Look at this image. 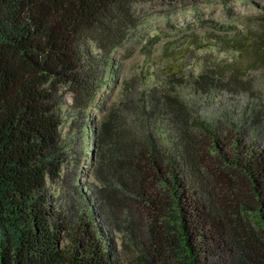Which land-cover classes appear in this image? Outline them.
<instances>
[{
    "label": "trees",
    "instance_id": "trees-1",
    "mask_svg": "<svg viewBox=\"0 0 264 264\" xmlns=\"http://www.w3.org/2000/svg\"><path fill=\"white\" fill-rule=\"evenodd\" d=\"M138 1L0 0V264H225V253L235 255L226 248L230 229L246 222L254 225L247 229L254 253L244 248L235 264H264V146L245 124L202 120L168 87L151 95V126L129 123L116 131L113 120H128L117 110L106 121L85 118L110 78L114 51L136 25ZM256 56L264 63L263 42ZM207 72L195 79L198 89L250 87L233 70ZM68 92L72 102L64 107ZM85 131L100 147L99 177L118 175L112 189L65 186L80 198L79 209L58 190L67 181L68 147ZM212 165L228 200L212 186ZM236 173L251 185L253 205L241 201ZM143 207L145 226L135 211ZM247 212L251 220H244ZM118 224L131 228L135 262L122 256ZM160 236L164 247L149 249Z\"/></svg>",
    "mask_w": 264,
    "mask_h": 264
},
{
    "label": "rangeland",
    "instance_id": "rangeland-1",
    "mask_svg": "<svg viewBox=\"0 0 264 264\" xmlns=\"http://www.w3.org/2000/svg\"><path fill=\"white\" fill-rule=\"evenodd\" d=\"M133 12L136 25L124 45L114 51L110 78L106 85H102L96 106L85 112L87 121H106L110 113L117 110L126 115L128 122L113 120L116 131L130 126L129 123L151 126L152 117L148 116L152 108L151 95L154 91L163 93L168 87L179 95L195 116L215 124H245L252 138L264 146V63H257L256 56L257 44L264 43V0H139L133 5ZM92 51L99 53L95 45H92ZM222 69L233 70L241 77L247 76L249 89L236 92L212 86L206 91L193 85L200 74L214 70V75H220ZM61 91L69 89L63 86ZM64 95V107H68L72 93ZM68 130L69 124L66 123L64 132ZM76 136H81V132H72V138ZM81 137L68 147L71 157L64 167L67 181L58 190V195L63 202H72L84 209L80 198L65 186L91 182L97 187L112 186L108 187L112 189L117 185L114 176L118 174L111 171L106 174L108 182H104L97 173L101 164L100 147L92 143L86 131ZM111 139L110 144L116 142V137ZM106 149L111 150L112 145ZM208 175L219 198L230 199L224 183L220 186L225 179L219 168L212 165ZM236 176V183L243 189L241 201L253 205L251 185L242 174L236 173ZM135 211L145 226L149 211L145 207ZM234 211L241 212L237 208ZM251 215L247 212L244 220H251ZM233 219L237 223L235 214ZM166 221L161 227L162 234L167 232ZM251 227H254L253 223L246 222L243 229H230L226 248L231 247L235 255L225 253L222 263L235 264L244 248H251L250 252L254 253L247 234ZM130 229L116 225L115 238L122 256L135 262L137 259L129 244ZM147 236L144 234L143 238L149 245ZM162 237L154 239L149 249L163 248ZM256 246L259 251L258 244Z\"/></svg>",
    "mask_w": 264,
    "mask_h": 264
}]
</instances>
